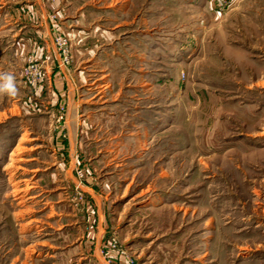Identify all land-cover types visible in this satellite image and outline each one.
<instances>
[{"label":"rangeland","instance_id":"rangeland-1","mask_svg":"<svg viewBox=\"0 0 264 264\" xmlns=\"http://www.w3.org/2000/svg\"><path fill=\"white\" fill-rule=\"evenodd\" d=\"M0 264H264V0H0Z\"/></svg>","mask_w":264,"mask_h":264}]
</instances>
